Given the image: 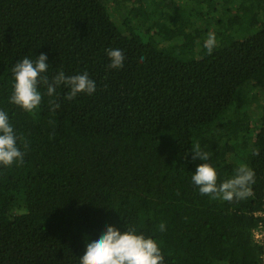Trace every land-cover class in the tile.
Returning <instances> with one entry per match:
<instances>
[{
	"label": "trees",
	"instance_id": "trees-1",
	"mask_svg": "<svg viewBox=\"0 0 264 264\" xmlns=\"http://www.w3.org/2000/svg\"><path fill=\"white\" fill-rule=\"evenodd\" d=\"M141 1L0 0V109L25 152L0 166V264H78L109 224L154 238L164 264H263L252 230L264 209V0ZM107 48L123 51L122 69ZM41 53L49 77L88 72L95 94L69 102L61 87L32 113L9 103L12 66ZM197 145L218 183L253 170L251 194L201 195Z\"/></svg>",
	"mask_w": 264,
	"mask_h": 264
},
{
	"label": "clouds",
	"instance_id": "clouds-1",
	"mask_svg": "<svg viewBox=\"0 0 264 264\" xmlns=\"http://www.w3.org/2000/svg\"><path fill=\"white\" fill-rule=\"evenodd\" d=\"M216 45V36L209 32L204 41V47L212 52ZM109 64L108 68L120 70L124 66L125 56L119 48L105 49ZM144 59L143 56L140 58ZM50 64L48 56L41 53L34 59L25 56L18 60L11 69L13 84L9 103L19 107L25 112L32 113L37 110L46 95L54 97L57 89H67L64 96L66 101H73L79 95L92 96L97 90V84L88 72L67 75L63 69H57L49 77ZM59 108V105H55ZM21 137L11 123L7 111L0 109V166L9 167L21 165L24 162L25 152L20 147ZM27 149V144L23 145ZM193 159L202 161L191 175V182L201 195L212 199L227 202L242 200L251 194L250 185L254 182L255 173L246 166H240L235 174L218 183L216 167L209 163L211 153L197 145ZM159 231L166 230L164 223L159 224ZM165 257L160 244L151 236H146L135 227L127 226L121 230L115 225H107L105 230L97 237L85 244L82 257L78 264H164Z\"/></svg>",
	"mask_w": 264,
	"mask_h": 264
},
{
	"label": "rangeland",
	"instance_id": "rangeland-1",
	"mask_svg": "<svg viewBox=\"0 0 264 264\" xmlns=\"http://www.w3.org/2000/svg\"><path fill=\"white\" fill-rule=\"evenodd\" d=\"M160 2H161V5L164 6L166 10H173L178 4L180 5L181 3H184L183 0H163V1L160 0ZM131 3L135 4L137 6H140V4L143 3V1L134 0V2H133V0H131V1L130 0H126L125 4L126 5H130ZM168 16H171V15H168ZM119 20L122 21L123 20V16L120 17ZM178 30L180 31L181 34H183V36H185V38L188 41V43H189L191 48H194V46L196 47L195 41H194L193 37L191 36V34L188 32L187 29L179 26ZM152 35H154V33ZM165 40L166 41L173 40V36L167 37L165 39H161L162 42H164ZM205 53H206L205 51H202V52L199 51L200 55L201 54L204 55Z\"/></svg>",
	"mask_w": 264,
	"mask_h": 264
},
{
	"label": "built area",
	"instance_id": "built-area-1",
	"mask_svg": "<svg viewBox=\"0 0 264 264\" xmlns=\"http://www.w3.org/2000/svg\"><path fill=\"white\" fill-rule=\"evenodd\" d=\"M256 216L261 218V222L258 224V226L252 230V238L253 241L260 245L263 248L264 251V209L263 211L256 213ZM262 261L264 264V253L262 255Z\"/></svg>",
	"mask_w": 264,
	"mask_h": 264
}]
</instances>
